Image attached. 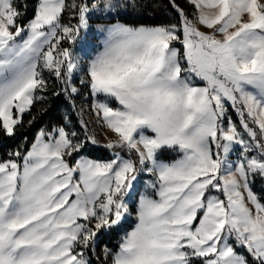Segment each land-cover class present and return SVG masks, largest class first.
Returning a JSON list of instances; mask_svg holds the SVG:
<instances>
[{
    "label": "snow or ice",
    "instance_id": "obj_1",
    "mask_svg": "<svg viewBox=\"0 0 264 264\" xmlns=\"http://www.w3.org/2000/svg\"><path fill=\"white\" fill-rule=\"evenodd\" d=\"M152 6L0 0V133L69 103L0 160V264H264V0Z\"/></svg>",
    "mask_w": 264,
    "mask_h": 264
},
{
    "label": "trees",
    "instance_id": "obj_2",
    "mask_svg": "<svg viewBox=\"0 0 264 264\" xmlns=\"http://www.w3.org/2000/svg\"><path fill=\"white\" fill-rule=\"evenodd\" d=\"M22 2L27 4L24 19H28L32 15L35 0H22ZM141 2L148 5L153 3V0H141ZM179 2L182 6L184 5V0H179ZM167 4L168 0H154V6L146 7L141 12L133 14L129 19L133 22L139 20L145 24L170 22L174 13L167 7ZM60 91L58 82L50 78L47 91L44 94L46 100L44 102H36L31 113L24 115V124L19 127L15 136L7 137L0 133V160L6 159L7 154L17 148L26 152L33 143L36 134L42 128H49L53 124L60 122L61 118L69 112V103L62 96L56 95ZM71 118L75 126L79 128L75 114H72ZM29 121L31 123H28ZM89 154L91 158L95 159H102L107 156V153L95 149H89ZM257 180L256 184L253 185V190L258 196H264V180ZM104 241L113 247L118 244L117 237H105Z\"/></svg>",
    "mask_w": 264,
    "mask_h": 264
},
{
    "label": "rangeland",
    "instance_id": "obj_3",
    "mask_svg": "<svg viewBox=\"0 0 264 264\" xmlns=\"http://www.w3.org/2000/svg\"><path fill=\"white\" fill-rule=\"evenodd\" d=\"M79 48H80V45L78 44V45L76 46V49L79 50ZM84 102H85L84 100H79V101H77V103H79V104H83ZM25 114H26V113H25ZM75 116H76V114H75ZM76 118H77V116H76ZM83 118H84L86 121L89 122L90 129L93 130V131L95 132V134L97 135V137L100 138V139H103V133H102V129H101L100 125H99L98 123L95 122L94 117H93L92 115H90V113H89V111H88L87 109H85V112H84V114H83ZM233 119H236L235 114H233ZM78 126H79V124H78ZM75 127H76V126H75ZM76 129L79 130L78 127H76ZM233 158H235V156H233ZM258 179H259V178H258ZM257 181H258V180H256V182H257ZM256 182H255L254 184H256Z\"/></svg>",
    "mask_w": 264,
    "mask_h": 264
}]
</instances>
